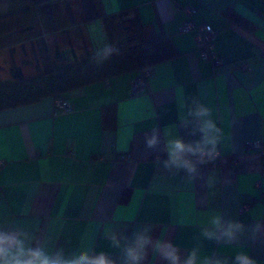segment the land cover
Instances as JSON below:
<instances>
[{
    "label": "crops",
    "instance_id": "obj_1",
    "mask_svg": "<svg viewBox=\"0 0 264 264\" xmlns=\"http://www.w3.org/2000/svg\"><path fill=\"white\" fill-rule=\"evenodd\" d=\"M187 6L196 9L195 25L218 32L222 66L199 59L195 30L181 31ZM130 33L138 42L168 39L175 50L148 68L140 93L131 91L139 72H129L68 92L67 114L54 111L51 97L0 111V228H21L49 252L103 251L119 260L107 233L151 225L182 256L198 248L201 258L234 264L243 251L264 264V238L249 231L234 243L201 235L217 213L246 228L264 223V154L243 149L247 141L264 147V0H0V68L5 62L11 78H24L23 63L39 72L49 60H83L125 45ZM193 98L213 110L222 158L189 180L164 169L163 143L147 149L144 137L175 126L195 139L180 127V102L190 107ZM112 104L108 129L101 108ZM145 264L166 262L149 250Z\"/></svg>",
    "mask_w": 264,
    "mask_h": 264
},
{
    "label": "clouds",
    "instance_id": "obj_2",
    "mask_svg": "<svg viewBox=\"0 0 264 264\" xmlns=\"http://www.w3.org/2000/svg\"><path fill=\"white\" fill-rule=\"evenodd\" d=\"M119 54V48L108 44L98 49L93 56L97 64ZM187 112L184 114V109ZM180 127L187 135L195 139L185 140L177 133L176 127L163 130L154 129L144 137L147 149L157 150L163 143L165 158L158 162L169 172H184L189 180L200 175L199 167L214 161L220 156L219 145L223 136L222 129L212 118L213 110L193 98L188 107L180 102ZM163 137V139H162ZM152 226L145 225L135 229L130 235L117 232L107 233L114 248L121 250L119 260L106 252L93 253L88 250L65 255L63 250L49 252L42 242H34L21 228L5 230L0 228V264H145L149 250L158 255L166 264H226L219 257L199 256V249L193 248L186 255L170 240H161L152 236ZM245 231L251 233L253 240L264 238V223H256L249 228L240 221L225 219L220 213L211 217L210 226L201 229V235L216 242L234 243ZM234 264H256L246 252H238Z\"/></svg>",
    "mask_w": 264,
    "mask_h": 264
},
{
    "label": "trees",
    "instance_id": "obj_3",
    "mask_svg": "<svg viewBox=\"0 0 264 264\" xmlns=\"http://www.w3.org/2000/svg\"><path fill=\"white\" fill-rule=\"evenodd\" d=\"M127 43L119 47V54L97 64L90 54L75 62L52 63L48 72L31 78H17L14 83L0 86V111L54 99L68 92L96 82L106 81L129 72L139 74L154 64L169 60L175 50L168 39L158 38L138 42L130 33ZM102 126L115 128V106L101 108Z\"/></svg>",
    "mask_w": 264,
    "mask_h": 264
},
{
    "label": "built area",
    "instance_id": "obj_4",
    "mask_svg": "<svg viewBox=\"0 0 264 264\" xmlns=\"http://www.w3.org/2000/svg\"><path fill=\"white\" fill-rule=\"evenodd\" d=\"M188 21L181 26L182 32H190L195 30V43L198 50V57L200 60L209 62L214 68H218L223 65V61L217 56L215 48V39L217 36V31L214 30L208 24L195 25L192 21V17L196 13V9L191 6L184 8ZM242 69H247L246 64L241 65ZM151 74L150 70H144L139 75H137L131 82L132 94H138L142 91L145 85L146 78ZM54 111L56 113H70L72 112V107L70 101L65 96H58L53 99ZM243 149L247 153H254L263 155L264 147L257 141H247L243 144ZM222 158L220 156L207 163V166L214 167L217 165L218 161ZM233 164L238 163L237 158L232 159Z\"/></svg>",
    "mask_w": 264,
    "mask_h": 264
},
{
    "label": "rangeland",
    "instance_id": "obj_5",
    "mask_svg": "<svg viewBox=\"0 0 264 264\" xmlns=\"http://www.w3.org/2000/svg\"><path fill=\"white\" fill-rule=\"evenodd\" d=\"M28 63H30V64H24L23 63V65H24V68H23L24 78H31V77H34L38 74L48 72L51 68V64L53 63V61L49 60V65L48 64L44 65L39 70V72L36 69H34V64L31 61H29ZM54 63H59V62H54ZM7 65L8 64L4 62V68L3 69L0 68V86L7 85L10 83H14L17 80V79H13L9 76V73H8L9 70H8Z\"/></svg>",
    "mask_w": 264,
    "mask_h": 264
}]
</instances>
